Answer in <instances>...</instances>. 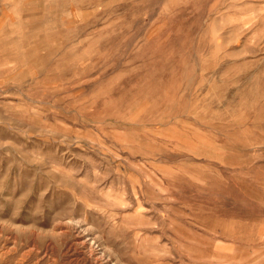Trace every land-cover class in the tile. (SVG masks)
I'll use <instances>...</instances> for the list:
<instances>
[{
    "label": "rangeland",
    "instance_id": "obj_1",
    "mask_svg": "<svg viewBox=\"0 0 264 264\" xmlns=\"http://www.w3.org/2000/svg\"><path fill=\"white\" fill-rule=\"evenodd\" d=\"M0 264H264V0H0Z\"/></svg>",
    "mask_w": 264,
    "mask_h": 264
}]
</instances>
